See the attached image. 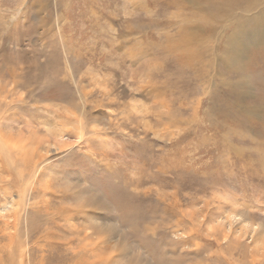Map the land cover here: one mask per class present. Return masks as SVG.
<instances>
[{
	"label": "rangeland",
	"instance_id": "rangeland-1",
	"mask_svg": "<svg viewBox=\"0 0 264 264\" xmlns=\"http://www.w3.org/2000/svg\"><path fill=\"white\" fill-rule=\"evenodd\" d=\"M263 34L264 0H0V264H264Z\"/></svg>",
	"mask_w": 264,
	"mask_h": 264
},
{
	"label": "bare ground",
	"instance_id": "bare-ground-1",
	"mask_svg": "<svg viewBox=\"0 0 264 264\" xmlns=\"http://www.w3.org/2000/svg\"><path fill=\"white\" fill-rule=\"evenodd\" d=\"M261 35V34H260ZM264 35V34H263ZM80 125V124H79ZM78 125V126H79ZM81 132V131H80ZM0 138H1V136H0ZM5 139V138H4ZM3 138H1L0 139V142L2 143V145L4 146V144L6 143V140H4ZM8 141V140H7ZM17 193V192H16ZM23 195V194H22ZM21 195V196H22ZM21 196L20 195H15V197L13 198V200L12 199H10V200H8V203L6 204V205H3V206H1L0 208H1V210L3 211H17V209H18V206L17 205H19V200H21ZM19 199V200H18ZM19 210V209H18Z\"/></svg>",
	"mask_w": 264,
	"mask_h": 264
}]
</instances>
